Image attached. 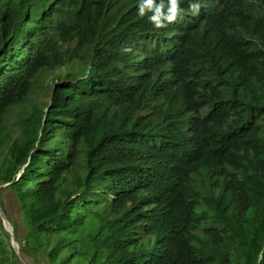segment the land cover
I'll list each match as a JSON object with an SVG mask.
<instances>
[{
	"label": "trees",
	"instance_id": "obj_1",
	"mask_svg": "<svg viewBox=\"0 0 264 264\" xmlns=\"http://www.w3.org/2000/svg\"><path fill=\"white\" fill-rule=\"evenodd\" d=\"M142 2L0 0V187L20 256L264 264V0L199 16L179 0L159 29L168 0L143 17ZM54 71L6 140L5 116ZM0 264H20L1 220Z\"/></svg>",
	"mask_w": 264,
	"mask_h": 264
},
{
	"label": "rangeland",
	"instance_id": "obj_2",
	"mask_svg": "<svg viewBox=\"0 0 264 264\" xmlns=\"http://www.w3.org/2000/svg\"><path fill=\"white\" fill-rule=\"evenodd\" d=\"M57 72L58 71L45 72L39 75L37 79V85L35 87V91L30 97V103L21 107L12 108L10 112L5 116L1 134L6 138V140L13 141L19 136L20 134L19 119L22 118V115L30 111L31 109L30 104L32 102L40 103L47 100L50 91L48 86L51 83H54L53 79L57 74ZM0 198L2 200L3 207L5 209L7 216L10 218V220L18 224L17 236H16L17 237L16 240H18V238H20L23 235L25 229L23 225L22 214L20 213L18 204L14 199V194L8 189H6V187H0ZM22 259L26 264H31L32 262L29 258L22 257ZM37 262H39L38 264H46L41 260H38Z\"/></svg>",
	"mask_w": 264,
	"mask_h": 264
},
{
	"label": "clouds",
	"instance_id": "obj_3",
	"mask_svg": "<svg viewBox=\"0 0 264 264\" xmlns=\"http://www.w3.org/2000/svg\"><path fill=\"white\" fill-rule=\"evenodd\" d=\"M189 7L194 15H204L202 10L206 7L213 8L214 0H188ZM152 0H143L139 5L138 14L143 17L146 14V10H151ZM165 5L161 3L155 8L153 15L149 16V20L154 24V27L159 29L166 27L167 23L175 22L177 15L179 14V0H168L167 13L163 11ZM127 51V49H126Z\"/></svg>",
	"mask_w": 264,
	"mask_h": 264
},
{
	"label": "water",
	"instance_id": "obj_4",
	"mask_svg": "<svg viewBox=\"0 0 264 264\" xmlns=\"http://www.w3.org/2000/svg\"><path fill=\"white\" fill-rule=\"evenodd\" d=\"M6 186V185H5ZM0 220L2 222V225L5 229V231L10 235V239H11V245H12V248L16 254V256L19 258L20 262L22 264H26L23 259L21 258L20 256V253H19V250H18V243H17V240H16V237L14 235V229H13V226L12 224L9 222V220L7 219L6 217V214L3 212L2 208L0 207Z\"/></svg>",
	"mask_w": 264,
	"mask_h": 264
}]
</instances>
